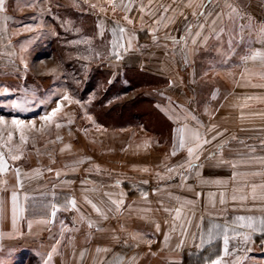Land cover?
<instances>
[{
    "label": "crops",
    "instance_id": "crops-1",
    "mask_svg": "<svg viewBox=\"0 0 264 264\" xmlns=\"http://www.w3.org/2000/svg\"><path fill=\"white\" fill-rule=\"evenodd\" d=\"M187 2L140 0L144 11H140L141 7H132L134 17L129 18L132 23L128 25L138 27V31H149L146 37L135 35L137 38L132 43L137 62L133 66L160 81L150 95L160 119L151 118V125L141 122L117 130H107L103 126L104 129L99 131L95 127L85 131L78 126L74 116L68 128L48 130L43 135L44 144L24 157L26 160L14 162V166L23 172L37 168L42 171L41 176L24 181L23 191L28 193L29 200L27 210L15 226L12 223L11 188L0 192L6 201L0 214V251L33 253L43 264L46 253L60 237L61 224H64L78 230L65 233L52 264H112L117 257L122 258L124 264H186L185 258L192 252L202 254L204 259L199 264H205L213 251L221 248L222 241L215 240L198 248L201 229L206 230L213 223L231 221L237 215H262L258 210L248 211L254 204L258 209L259 201L249 199L244 204L232 201V188L240 182L234 184L230 179L233 171H264V166L258 163L259 158L264 157V87H252V84H264L257 75L262 69L249 62V72L245 73L241 61L249 46L260 48L261 44L247 28L243 32L237 27L213 33L209 23L200 30L196 24L198 20L203 23L204 18L193 16L194 9L186 7ZM245 3L253 21L264 23V0H245ZM164 4L170 6L166 13L162 11ZM161 15L166 26L155 23ZM5 17L7 25L10 20L15 21V15L4 12L0 23ZM169 17L172 18L170 21ZM189 24L193 26L191 34L186 32ZM153 28L157 29L155 40ZM197 31L201 36H195ZM205 36L206 40L203 39ZM139 42L141 47L137 48ZM104 69L112 71V67ZM113 70H117V74L125 72L121 66ZM245 103L247 106H243ZM60 123L64 124V121L61 119ZM183 125L198 130L210 141L203 146L200 159L196 161L200 167L191 171L179 167L186 163L185 150L171 155L175 130ZM57 134L63 139L48 143L55 140ZM145 141L149 142L148 146ZM221 144L222 155L217 148ZM65 145H70V149L61 152ZM251 148H255V152ZM250 158H254V162L242 163L237 169L219 163L220 159L248 161ZM48 168L53 171H47ZM145 168L147 172L142 170ZM168 168L174 171L168 172ZM56 171H60L59 177ZM7 179L9 185L15 184L11 172ZM218 179L226 181L227 185L201 182ZM251 182L261 183L262 178L255 177ZM221 192L225 193L224 204L219 202ZM105 193L111 194L112 199L123 200L118 212ZM209 193L215 194L212 202ZM85 197L97 204L107 219L99 215ZM73 198L78 210L71 209L68 203ZM184 201L191 203L184 204L181 218L174 220L175 209ZM53 203L61 209L55 218L49 216ZM65 206L69 210L65 211ZM109 207L113 211H108ZM80 216L84 221L76 223ZM48 218L52 219L51 224L40 223ZM88 220L94 222L92 228L88 227ZM156 225H159V231ZM181 225L187 228V236L181 235ZM166 235L169 237L167 245ZM133 236L138 238L133 239ZM181 240L184 244L178 248ZM234 243H230V248ZM244 247L251 251L236 253L246 256L244 264H264V233H254L252 241ZM97 249L108 251L97 252Z\"/></svg>",
    "mask_w": 264,
    "mask_h": 264
},
{
    "label": "rangeland",
    "instance_id": "rangeland-1",
    "mask_svg": "<svg viewBox=\"0 0 264 264\" xmlns=\"http://www.w3.org/2000/svg\"><path fill=\"white\" fill-rule=\"evenodd\" d=\"M4 2L5 12L15 15V21L10 20L7 25L12 46L18 49L28 41L32 43L28 45V51L24 54L29 64L27 73L18 60L15 68L6 61L0 60V114L6 118L19 117L26 122L36 119L39 127L38 116L42 115L45 109H51L50 106L67 92L74 100L80 101V104L73 103L72 107L68 106L64 109L68 115L62 120L64 127L67 128L68 118L74 116L78 126L84 130L88 127L96 128L94 125L100 126V129H104L105 126L107 130H117L141 122L151 125V118L160 119V114L153 107L154 99L150 97L151 93H154L153 87L160 81L146 73L141 75L136 71L135 74L132 68L139 70L133 66L137 62L135 49L132 47L131 50L122 52L123 58L120 60L108 55L112 39L111 29L114 24L125 27L128 33L139 34V37L148 35L149 31H138V27L128 25L123 19L125 15L131 19L134 17L133 9L141 7L140 0H135L131 14L125 13L122 9L113 11L111 0H88V3H84V0H35L36 7L27 6L33 0H4ZM116 2L119 3L120 0ZM124 2L127 3V0ZM92 4L97 7L92 8L90 6ZM40 8L45 10L51 8V13L45 11L41 16ZM101 8L105 11L101 12ZM3 14L0 13V17ZM101 21L102 34L97 27ZM38 23H42L43 27L36 31L24 30L26 25ZM76 29H79V32ZM82 38H89L92 41L91 48L94 51L91 59H77L78 55H89L88 45L73 46L69 43ZM7 42V39L0 40V51ZM136 47L140 48L141 42L137 43ZM95 52H100L101 55L97 57ZM129 63L130 65H127ZM120 66L125 69L123 74H117V70H113ZM53 67L58 68L56 75H44ZM108 67H112L111 72L104 69ZM6 70L8 73L5 74ZM135 76L134 80H128L129 77ZM5 88L9 89L7 95L3 92ZM25 90L30 94L35 93L34 101L29 105L30 110L26 112L12 110L8 106L10 101L22 97ZM46 98L51 99L52 102L47 105L38 103L39 100ZM88 116L92 118L91 121L87 119ZM51 133L50 131L49 134ZM45 140L43 135H37L35 146L33 147L30 141L24 157L27 158L32 154L31 152L44 144ZM24 157L21 160H26ZM34 260L36 262H33ZM0 262L36 264L38 260L33 253L26 255L24 251L7 250L0 251Z\"/></svg>",
    "mask_w": 264,
    "mask_h": 264
},
{
    "label": "snow or ice",
    "instance_id": "snow-or-ice-1",
    "mask_svg": "<svg viewBox=\"0 0 264 264\" xmlns=\"http://www.w3.org/2000/svg\"><path fill=\"white\" fill-rule=\"evenodd\" d=\"M151 2V0H150ZM175 2V0H174ZM84 3H88V0H84ZM135 0H127V3L124 0H120L119 3L116 0H111V6L113 11L117 9H122L125 13L130 12ZM27 6L36 7L35 0L29 3ZM92 8H96L97 5H90ZM188 8H193L192 12L193 16L198 18H204V22L201 23L199 20L197 21L196 27L200 30H203L207 24H211V31L213 33L224 32L226 30H235L237 27L240 31H244L247 28V31L253 35V38L257 43L261 44L260 48H253L249 46L247 54L241 57L242 64L244 67V72L248 73L249 68L247 67L249 62L254 64H258L262 69L261 72L257 73L259 77L264 80V23H255L251 15L246 11L247 4L245 0H217L214 3V0H199L197 3L196 0H188L185 5ZM163 11L166 13L169 11L170 6H162ZM207 10V11H206ZM6 11L4 7V0H0V13H4ZM45 11L51 13V8L47 10L40 8L39 14L44 15ZM101 12L105 11L104 8L100 9ZM140 11H144V7L140 8ZM175 11V10H173ZM183 15V13H181ZM211 18L210 20L207 18ZM123 19L131 24L132 20L128 18L127 15L123 17ZM172 18L169 17L170 21ZM187 19V17H185ZM243 21V23H241ZM69 23L70 22H66ZM157 25L166 26V21L163 15L155 21ZM43 27L42 23H38L36 25H26L25 31H36L38 28ZM98 29L101 30V34L103 33V22H99L97 25ZM192 25L189 24L186 28V32L191 34ZM79 32V29H76ZM156 28L152 29L153 39H156L155 32ZM112 39L110 41V48L108 50V55L114 57L117 60L122 59V52H127L131 50L133 47V40L136 39L134 33H128L127 29L119 24H114L111 29ZM54 35L56 33H53ZM195 36H201V32H195ZM10 34L7 32V17H5L4 21L0 23V40L7 39V43L4 45L2 51H0V60L6 61L7 64L12 65L13 68L16 67V61L18 60L21 65H23V70L25 73L29 71V64L25 59V53L28 51V45L32 43V41H28L25 44H22L17 49L15 46H12L11 39L9 38ZM203 39H207V37H203ZM173 42H176L173 40ZM193 43H196V40L193 39ZM73 46H78L81 44L88 45L87 51L89 55H78L77 59L88 60L92 58L93 49L91 48L92 41L89 38L77 39L69 42ZM183 51V50H182ZM95 56L99 57L101 55L100 52H95ZM186 57V53H185ZM58 73V68L53 67L49 69L44 75H56ZM250 82V81H249ZM252 87H264V84H252ZM5 95L8 94L9 89H3ZM35 93H29L28 90H25L24 95L22 97H18L13 99L9 103V107L12 110L17 112H26L30 110L29 105H31L34 101ZM215 98V96L213 97ZM247 99H254V97H248ZM259 99V98H255ZM51 99H41L38 101L41 105L50 104ZM67 102V104L65 103ZM72 103L80 104V101L74 100L70 95L65 92L62 96H60L55 101V107H52L49 111H45L43 115L38 116V120L40 121V126L37 127V120L32 119L29 121H25L20 119L19 117H11L6 118L4 115L0 114V192L8 191L9 187L11 188V211H12V223L15 226L17 221L23 217L26 209V202L29 200V195L26 191H23L25 188L24 181L35 179L42 175L41 169H33L31 172H23L21 168L15 167L14 162L21 160L27 148V145L31 141L33 147L35 146L37 135H45L48 130L51 128L60 129L64 125L60 123V120L67 116L68 114L64 112V109L67 105H71ZM247 104L245 103V105ZM192 119H196L195 117H191ZM90 121L92 118L90 116L87 117ZM68 124L73 123V120L69 117L67 120ZM94 123V121H93ZM199 124V121H197ZM215 127V126H213ZM97 130H101L100 126H96ZM211 130V129H210ZM87 131V130H85ZM175 138L173 143V148L171 151V155L175 156L178 150H185L187 153V160L185 164L179 165L180 168H186L191 171L194 168L200 167L196 164V161L200 159V152L203 149L205 144L210 143L198 130L190 129L187 125H183L178 127L175 130ZM36 134V135H33ZM63 138L57 134L55 140H50L48 143H56L57 141L62 140ZM215 139V137H213ZM243 143V141H241ZM149 142L145 141V146H148ZM70 145H65L60 149L61 152L70 149ZM218 151L222 155L223 144L217 146ZM252 152H255V148H251ZM37 154L39 155V150L37 149ZM10 162H13L10 164ZM55 162V161H53ZM77 161L76 163H79ZM254 162V158H250L248 161H228L224 159H220L219 163L224 165H230L233 169H237L238 166L242 163H252ZM258 163L264 166V157L259 158ZM97 169L99 166H96ZM147 172L148 169H142ZM168 172H173V168H168ZM47 171L51 172L53 169L48 168ZM12 173L15 178V184L9 185L7 176L9 173ZM61 175L60 171H56V176L59 177ZM159 175V173L157 174ZM197 175L199 172L197 171ZM261 177V183L251 182L253 178ZM231 181L235 184L239 180L238 186L232 188L231 199L234 202H239L244 204L249 199L253 202L259 201L261 202V206L258 209H255V204L252 209H248V211L258 210L262 213L260 216L256 215H237L231 219V221H225L224 223H213L206 230L201 229L199 233L200 244L197 245L198 248H203L206 244H212L215 240H221L222 246L216 251H213V255L206 259L205 264H244L246 260V256H238L237 252L243 251H251V249L245 248L244 246L249 244L252 241V236L254 233H264V171H252V172H238L233 171L230 177ZM202 183L208 184L212 183L217 186H226L227 182L223 180H202ZM147 183V181H144ZM119 184V182H117ZM105 196H108L111 205L115 206V211H119L121 206L123 205V200L112 199L111 194L105 193ZM146 197V193L143 194ZM215 194L209 193L210 202L213 201ZM225 193H220V203H225ZM179 199V198H177ZM85 200L91 207L104 219H107V215L104 211L97 206V204L93 203L92 200L85 197ZM71 205V209H77V202L75 198L68 201ZM191 201H184L181 204L180 208L175 209L174 220H179L182 214V208L184 204H189ZM6 201L3 196H0V214L3 213L5 208ZM50 213L49 216L51 218H55L57 212L61 209L57 207L55 203L50 205ZM65 211L69 210L67 206L64 208ZM108 211H113V208L109 207ZM167 211V209H166ZM44 219L40 221L45 225L51 224L52 219ZM84 221V217L80 216L76 219V223H82ZM190 225L191 221H187ZM87 225L89 228H92L94 222L91 220L87 221ZM182 228L181 235L187 236V228H184L183 225L180 226ZM157 231H159V225H156ZM197 228H201L200 225H197ZM76 228H69L64 224H61L60 229V237L56 240L55 244L51 246L49 252L46 253V258L43 261V264H52L53 256L59 254L58 249L60 246L61 240L64 239V235L70 231H77ZM175 230V225H173V231ZM137 236H133V239H137ZM195 238V234H194ZM169 237L165 236V245H167ZM232 244L230 248V243ZM149 244L151 241L148 242ZM184 244V240H181L177 247H182ZM100 251H108L107 249H97V252ZM83 255V253L81 254ZM135 258H133L134 260ZM2 264V262H0ZM112 264H124L122 258H115Z\"/></svg>",
    "mask_w": 264,
    "mask_h": 264
},
{
    "label": "trees",
    "instance_id": "trees-1",
    "mask_svg": "<svg viewBox=\"0 0 264 264\" xmlns=\"http://www.w3.org/2000/svg\"><path fill=\"white\" fill-rule=\"evenodd\" d=\"M134 69V70H133ZM132 70L135 72V74L137 72H139L141 75L144 74L142 73L140 70H136V68H132ZM137 71V72H136ZM136 78L135 77H129L128 80L132 81ZM203 255L202 254H199L198 252H192L191 254H188L185 258V263L186 264H199L201 261H203ZM33 262H36V260H34ZM30 264H33V263H30ZM36 264H40L39 261L36 263Z\"/></svg>",
    "mask_w": 264,
    "mask_h": 264
}]
</instances>
